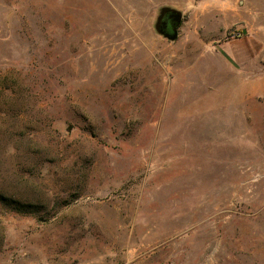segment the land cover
<instances>
[{"label":"rangeland","instance_id":"374dc122","mask_svg":"<svg viewBox=\"0 0 264 264\" xmlns=\"http://www.w3.org/2000/svg\"><path fill=\"white\" fill-rule=\"evenodd\" d=\"M0 264H264V0H0Z\"/></svg>","mask_w":264,"mask_h":264},{"label":"water","instance_id":"95a60500","mask_svg":"<svg viewBox=\"0 0 264 264\" xmlns=\"http://www.w3.org/2000/svg\"><path fill=\"white\" fill-rule=\"evenodd\" d=\"M170 17L173 20V25L169 27H165L163 21L165 18ZM182 16L178 12L171 10V9H164L161 12L160 17L157 21V30L163 34L165 37L169 38L170 40H175L178 36V28L181 24ZM171 31V32H170Z\"/></svg>","mask_w":264,"mask_h":264},{"label":"flooded vegetation","instance_id":"af4514ba","mask_svg":"<svg viewBox=\"0 0 264 264\" xmlns=\"http://www.w3.org/2000/svg\"><path fill=\"white\" fill-rule=\"evenodd\" d=\"M163 24H164L165 27L167 28V27L173 25L174 23H173V20L170 19V17H168V18H165V19H164Z\"/></svg>","mask_w":264,"mask_h":264},{"label":"trees","instance_id":"16d2710c","mask_svg":"<svg viewBox=\"0 0 264 264\" xmlns=\"http://www.w3.org/2000/svg\"><path fill=\"white\" fill-rule=\"evenodd\" d=\"M20 207V204H17ZM17 211H22L21 208H16Z\"/></svg>","mask_w":264,"mask_h":264}]
</instances>
